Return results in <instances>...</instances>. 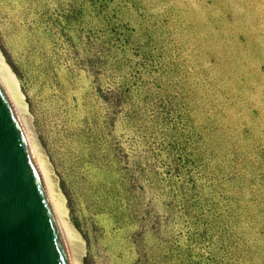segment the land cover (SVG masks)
I'll list each match as a JSON object with an SVG mask.
<instances>
[{
    "label": "rangeland",
    "instance_id": "rangeland-1",
    "mask_svg": "<svg viewBox=\"0 0 264 264\" xmlns=\"http://www.w3.org/2000/svg\"><path fill=\"white\" fill-rule=\"evenodd\" d=\"M0 85L75 264H264V0H0Z\"/></svg>",
    "mask_w": 264,
    "mask_h": 264
},
{
    "label": "water",
    "instance_id": "water-1",
    "mask_svg": "<svg viewBox=\"0 0 264 264\" xmlns=\"http://www.w3.org/2000/svg\"><path fill=\"white\" fill-rule=\"evenodd\" d=\"M0 264H69L31 151L1 85Z\"/></svg>",
    "mask_w": 264,
    "mask_h": 264
},
{
    "label": "bare ground",
    "instance_id": "bare-ground-1",
    "mask_svg": "<svg viewBox=\"0 0 264 264\" xmlns=\"http://www.w3.org/2000/svg\"><path fill=\"white\" fill-rule=\"evenodd\" d=\"M3 89V88H2ZM11 104V103H10ZM36 165V164H35ZM37 167V166H36ZM38 170V169H37ZM38 173H39V171H38ZM39 176H40V173H39ZM40 178H41V176H40ZM41 182H42V179H41ZM42 185H43V182H42ZM43 189H44V186H43ZM44 191H45V189H44ZM45 194H46V192H45ZM46 197H47V195H46ZM47 200H48V198H47ZM48 202H49V200H48ZM51 203V202H50ZM50 203H49V205H50ZM51 207V206H50ZM53 207V206H52ZM51 210H52V208H51ZM54 209H53V214H54ZM54 216H56L55 217V219L57 218V215H54ZM56 222H57V225H58V227H59V230H60V233H61V236H62V239H63V242H64V245H65V249H66V252H67V255H68V260H69V264H75L74 262H73V260H72V258H71V254H70V250H69V243H68V240H67V237H66V234H65V230H64V227L62 226V224H61V222H60V220L59 219H56Z\"/></svg>",
    "mask_w": 264,
    "mask_h": 264
}]
</instances>
